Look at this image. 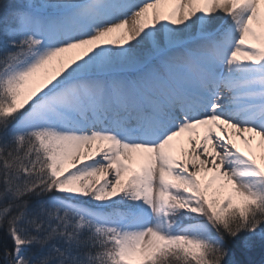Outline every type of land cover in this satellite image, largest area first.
Masks as SVG:
<instances>
[{
  "label": "snow or ice",
  "instance_id": "snow-or-ice-1",
  "mask_svg": "<svg viewBox=\"0 0 264 264\" xmlns=\"http://www.w3.org/2000/svg\"><path fill=\"white\" fill-rule=\"evenodd\" d=\"M0 7L3 264H253L264 0Z\"/></svg>",
  "mask_w": 264,
  "mask_h": 264
},
{
  "label": "rangeland",
  "instance_id": "rangeland-1",
  "mask_svg": "<svg viewBox=\"0 0 264 264\" xmlns=\"http://www.w3.org/2000/svg\"><path fill=\"white\" fill-rule=\"evenodd\" d=\"M21 2H22V0H0V3L9 4V5H17V4H20ZM0 9L3 11L2 7H0ZM2 16H3V13L0 14V17H2ZM2 29H3V25L0 24V37L3 36V30ZM0 47L3 48V49H0V56H2L5 53V51L11 50V49H5L3 46H0ZM199 133H200V135H203L204 129L200 128L199 129ZM187 136H188V134H184V137L177 141V148L183 147L185 149L186 147H191V145L188 144V142H187ZM141 163H142V161L139 160V159L134 160L133 163H132V167L133 168H138ZM120 210H124V209H120ZM195 222L196 221L189 220L187 218L185 219V221H183V223H185V224H187V223H195ZM253 249L254 250H258L259 252H262L264 254V246L261 245V241H260L259 236H257V238L255 240V245H254ZM0 264H3V261L1 259H0ZM259 264H261V262Z\"/></svg>",
  "mask_w": 264,
  "mask_h": 264
},
{
  "label": "trees",
  "instance_id": "trees-1",
  "mask_svg": "<svg viewBox=\"0 0 264 264\" xmlns=\"http://www.w3.org/2000/svg\"><path fill=\"white\" fill-rule=\"evenodd\" d=\"M4 10L2 11L0 9V14H2ZM0 49H3L0 47ZM185 221V220H184ZM3 238V231L0 230V239ZM238 259H241L245 262H253V264H259L264 260V254L262 252H259L258 250L252 249L250 252H245L237 257ZM2 260V259H1Z\"/></svg>",
  "mask_w": 264,
  "mask_h": 264
},
{
  "label": "bare ground",
  "instance_id": "bare-ground-1",
  "mask_svg": "<svg viewBox=\"0 0 264 264\" xmlns=\"http://www.w3.org/2000/svg\"><path fill=\"white\" fill-rule=\"evenodd\" d=\"M188 148H190V147H186L185 149H188Z\"/></svg>",
  "mask_w": 264,
  "mask_h": 264
}]
</instances>
